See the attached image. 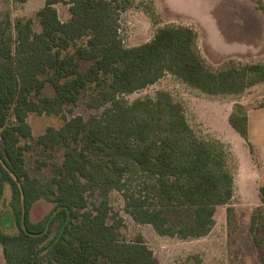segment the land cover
Wrapping results in <instances>:
<instances>
[{
  "label": "trees",
  "instance_id": "16d2710c",
  "mask_svg": "<svg viewBox=\"0 0 264 264\" xmlns=\"http://www.w3.org/2000/svg\"><path fill=\"white\" fill-rule=\"evenodd\" d=\"M132 1L44 0L34 18L0 22V201L8 185L17 228L8 233L0 226L4 264H159L141 236L120 238L112 191L121 193L135 222L180 239L207 235L216 208L233 197L227 152L194 133L178 102L165 91L132 102L124 96L165 73L207 96L239 94L264 80V65L211 68L187 26L161 27L149 42L125 47L120 16ZM57 4L68 8L67 20ZM84 95L99 114L73 116L36 141L45 150L64 148L43 184L29 173L20 144L31 135L27 116L62 115ZM238 107L229 123L248 142V117ZM258 191L261 206L251 213L249 234L264 264V187ZM92 194L97 200L89 202ZM42 198L55 206L34 222L30 211Z\"/></svg>",
  "mask_w": 264,
  "mask_h": 264
},
{
  "label": "rangeland",
  "instance_id": "374dc122",
  "mask_svg": "<svg viewBox=\"0 0 264 264\" xmlns=\"http://www.w3.org/2000/svg\"><path fill=\"white\" fill-rule=\"evenodd\" d=\"M259 4L264 6V0H133L132 6L120 16V38L125 47H133L149 42L161 27L187 26L197 33L198 52L211 68L264 65V12L258 9ZM57 8L60 19L64 20L66 6L58 4ZM21 16L23 9L19 4L0 0V22ZM35 29H38L36 22ZM87 66L84 63L81 68ZM159 91L167 92L183 107L188 124L200 139L222 144L233 176V197L229 204L216 208L215 224L207 235L180 239L160 236L149 224L135 222L126 211L121 193L112 191V217L120 221V238L133 241L141 236L159 264H261V251L251 241L249 224L251 213L261 206L258 190L264 187V80L239 94L207 96L165 73L156 83L124 98L128 102L155 98ZM51 92L47 87L44 93ZM87 100L88 95H84L62 115L30 113L27 116L31 135L22 138L20 144L26 147L29 173L41 183L52 178L53 166L61 164L64 148L45 150L37 146V139L47 128L59 130L73 116L87 120L99 114L101 109L88 108ZM238 106H242L248 117V142L229 123V116ZM88 198L89 202L97 200L96 194ZM10 200L11 190L5 185L0 201V226L5 232L15 233ZM54 206L53 201L39 199L31 208V220H41ZM0 264H4L1 245Z\"/></svg>",
  "mask_w": 264,
  "mask_h": 264
},
{
  "label": "crops",
  "instance_id": "0c3cea01",
  "mask_svg": "<svg viewBox=\"0 0 264 264\" xmlns=\"http://www.w3.org/2000/svg\"><path fill=\"white\" fill-rule=\"evenodd\" d=\"M43 4H44V0H27L25 3L19 4L23 9V16H21V17L33 18L35 16L36 12L43 6ZM57 5H55V8H56L58 15H59V10L57 8ZM64 9H66L65 10L66 16H65V19L62 21H65L69 18L68 8L66 7ZM59 18H60V16H59Z\"/></svg>",
  "mask_w": 264,
  "mask_h": 264
}]
</instances>
